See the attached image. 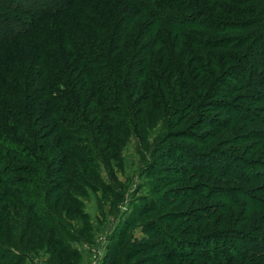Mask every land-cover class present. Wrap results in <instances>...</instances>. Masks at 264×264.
<instances>
[{"label": "trees", "instance_id": "trees-1", "mask_svg": "<svg viewBox=\"0 0 264 264\" xmlns=\"http://www.w3.org/2000/svg\"><path fill=\"white\" fill-rule=\"evenodd\" d=\"M211 1L217 8L201 0H0V207L21 199L32 211L30 198L51 194L54 187L40 192L36 179L52 171L54 160L46 158L51 140L65 155L56 163L61 175L67 174L69 156L81 158L80 168L88 167L100 154L97 142L112 139L90 123L116 135L124 118L138 126L143 108L162 107L176 89L186 116L203 103L218 108L229 99L227 81L250 93V108L262 103L263 78L255 81L248 73L259 65L258 53L264 60V0ZM225 33L238 35L232 39ZM215 122L206 118L204 125L218 131L223 123ZM204 154L188 162L192 170L204 167L223 180V161L210 157V166L219 165L212 174ZM252 174L264 182L262 173ZM61 181L64 186V176ZM198 188L193 197L221 199L220 192ZM203 211L210 212L207 221L219 209ZM228 235L222 239L233 236ZM260 241L251 252L264 258ZM4 252L0 249V260ZM198 254L213 259L209 249Z\"/></svg>", "mask_w": 264, "mask_h": 264}, {"label": "rangeland", "instance_id": "rangeland-1", "mask_svg": "<svg viewBox=\"0 0 264 264\" xmlns=\"http://www.w3.org/2000/svg\"><path fill=\"white\" fill-rule=\"evenodd\" d=\"M201 1L217 8L216 2ZM258 58L248 77L263 78L264 86V70H258L264 60L259 53ZM227 82L232 84L229 106L203 103L186 116L177 105L176 89L175 97L160 99L162 107L143 108L138 126L124 118L116 135L107 126L88 122L112 139L97 140L100 154L90 158V168L82 166L85 171L77 163L81 158L69 156L67 174L61 175L62 166L56 163L65 155L51 140L46 158L54 160L52 171L36 177L38 190L54 187L51 194L30 198L32 211L21 199L6 200V208L0 207V249L5 251L0 264H264V258L251 252L258 241L264 244V182L252 174L264 175V100L250 108V93ZM244 116L251 120L241 122ZM206 118L222 122V127H206ZM203 153L212 174L219 165L210 166V157L223 161V180L204 167L202 172L192 170L188 162ZM197 188L211 195L220 192L222 200L193 197ZM212 206L219 212L206 221L210 212L202 210ZM224 235L230 239H222ZM208 249L211 260L198 254Z\"/></svg>", "mask_w": 264, "mask_h": 264}]
</instances>
